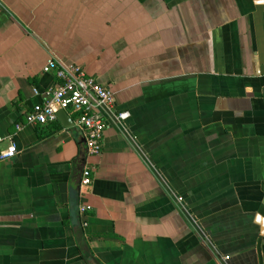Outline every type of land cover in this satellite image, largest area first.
Returning <instances> with one entry per match:
<instances>
[{
  "label": "crops",
  "instance_id": "obj_1",
  "mask_svg": "<svg viewBox=\"0 0 264 264\" xmlns=\"http://www.w3.org/2000/svg\"><path fill=\"white\" fill-rule=\"evenodd\" d=\"M50 60L129 114L100 155L26 124ZM0 136V264H264V0H0Z\"/></svg>",
  "mask_w": 264,
  "mask_h": 264
},
{
  "label": "built area",
  "instance_id": "obj_2",
  "mask_svg": "<svg viewBox=\"0 0 264 264\" xmlns=\"http://www.w3.org/2000/svg\"><path fill=\"white\" fill-rule=\"evenodd\" d=\"M44 73H54L59 82L51 90L47 102L36 105L27 115L26 124L45 127L58 121L59 112L76 114L75 126L85 136L88 156H98L103 150L104 135L109 115L124 124L128 113H116L114 95L95 78L89 77L79 66L63 65L50 60L43 69ZM17 130L22 125H17ZM18 154L16 146L9 139L0 136V162L14 159ZM93 187V168L85 167L80 180V206L82 216L89 212L85 199ZM182 202V199H179Z\"/></svg>",
  "mask_w": 264,
  "mask_h": 264
},
{
  "label": "water",
  "instance_id": "obj_3",
  "mask_svg": "<svg viewBox=\"0 0 264 264\" xmlns=\"http://www.w3.org/2000/svg\"><path fill=\"white\" fill-rule=\"evenodd\" d=\"M57 118L59 121H65L66 123V128H71L73 127V121L69 118L68 114L64 111H61L58 113Z\"/></svg>",
  "mask_w": 264,
  "mask_h": 264
}]
</instances>
